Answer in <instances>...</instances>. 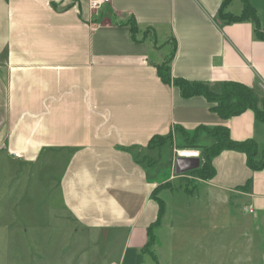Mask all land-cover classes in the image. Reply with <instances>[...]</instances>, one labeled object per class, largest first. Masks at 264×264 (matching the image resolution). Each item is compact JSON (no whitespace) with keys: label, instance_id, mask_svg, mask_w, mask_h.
<instances>
[{"label":"crops","instance_id":"obj_1","mask_svg":"<svg viewBox=\"0 0 264 264\" xmlns=\"http://www.w3.org/2000/svg\"><path fill=\"white\" fill-rule=\"evenodd\" d=\"M233 1L224 10L238 15L242 4L232 10ZM221 3L110 0L91 11L87 0H0V166L59 161L60 206L95 245L83 249L81 264H144L159 211V182L144 158L153 136L223 124L232 140L254 139L260 157L264 121L252 110L223 121L203 96L183 97L157 75L171 56V81L215 92L235 81L264 94V40L249 20L222 23ZM212 166L213 177L198 183L245 199L246 210L264 217V168L249 169L235 150H222ZM248 179V190L239 188Z\"/></svg>","mask_w":264,"mask_h":264},{"label":"rangeland","instance_id":"obj_2","mask_svg":"<svg viewBox=\"0 0 264 264\" xmlns=\"http://www.w3.org/2000/svg\"><path fill=\"white\" fill-rule=\"evenodd\" d=\"M252 2L264 23V0ZM241 4L234 0L232 10ZM182 129L173 128L144 157L152 162L149 173L158 185L169 187L157 191L164 203L162 224L153 229L152 255L145 253L144 264H264L262 214L246 210L247 201L235 194L205 189L189 171L175 172L173 154L198 151L191 158L200 165L202 150L187 145L213 143L205 130ZM59 168V161L0 166V264H81L83 249L95 248L87 242L91 234L81 228L75 232L76 224L60 206ZM172 173L176 178L161 182Z\"/></svg>","mask_w":264,"mask_h":264},{"label":"trees","instance_id":"obj_3","mask_svg":"<svg viewBox=\"0 0 264 264\" xmlns=\"http://www.w3.org/2000/svg\"><path fill=\"white\" fill-rule=\"evenodd\" d=\"M231 0H222L218 11V19L222 23H235L249 20L253 23L255 36L258 39L264 40V30L259 26L256 9L249 3L248 0H241L242 10L240 14L234 15L225 12V7ZM131 32L135 31V26H130ZM171 56L163 62L157 64L156 71L160 80L165 84L172 83L178 87L183 97H191L200 95L208 102L211 111H213L219 119L225 121L232 116L241 114L247 109L253 111L255 119L259 122L264 121V94L259 93L253 88L235 81H224L220 84L219 91H213L204 82H190L184 79L175 78L171 81L169 68ZM175 129L183 130L181 126H174ZM195 130H205L213 139V143L209 146H197L193 144L187 145L190 148H200L201 164L198 168L189 171L197 178L207 180L213 177L215 170L212 166V159L222 150H235L245 154L246 164L251 170H259L264 168V149L261 151L260 157L257 158L258 146L254 139H246L243 141H235L229 137L228 128L223 124L207 127L199 125ZM170 132L166 135H155L148 142V148L159 147L154 145L160 139H167ZM251 179H248L244 186L239 188L248 190ZM166 183L157 185L153 191V197L157 199L159 205L157 220L147 227V243L142 248L143 253L152 255L149 251L150 245L154 242L153 229L160 225V217L164 211L163 201L156 196L157 191L163 188H169Z\"/></svg>","mask_w":264,"mask_h":264},{"label":"water","instance_id":"obj_4","mask_svg":"<svg viewBox=\"0 0 264 264\" xmlns=\"http://www.w3.org/2000/svg\"><path fill=\"white\" fill-rule=\"evenodd\" d=\"M199 167V159L191 157L177 156L174 162V169L177 174H181Z\"/></svg>","mask_w":264,"mask_h":264},{"label":"built area","instance_id":"obj_5","mask_svg":"<svg viewBox=\"0 0 264 264\" xmlns=\"http://www.w3.org/2000/svg\"><path fill=\"white\" fill-rule=\"evenodd\" d=\"M109 3H110V0H87L88 8L91 11H95V10L101 8L102 6L108 5ZM186 153L193 154L194 155L193 157H196L198 155V151H191V150L178 151L177 155L182 157V155L186 154Z\"/></svg>","mask_w":264,"mask_h":264},{"label":"bare ground","instance_id":"obj_6","mask_svg":"<svg viewBox=\"0 0 264 264\" xmlns=\"http://www.w3.org/2000/svg\"><path fill=\"white\" fill-rule=\"evenodd\" d=\"M183 156H184V157H193L194 155L191 154V153H186V154H183L182 157H183Z\"/></svg>","mask_w":264,"mask_h":264}]
</instances>
